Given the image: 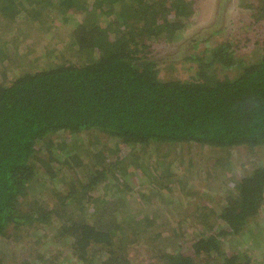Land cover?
<instances>
[{
  "label": "trees",
  "instance_id": "obj_1",
  "mask_svg": "<svg viewBox=\"0 0 264 264\" xmlns=\"http://www.w3.org/2000/svg\"><path fill=\"white\" fill-rule=\"evenodd\" d=\"M198 1L0 0L17 25L0 30V242H24L17 264H264V165L228 161L264 148V0H239L248 19L203 49L212 35L185 36ZM49 18L71 23L75 58L25 63L18 27L31 40ZM188 42L181 79L156 50ZM196 149L215 188L179 171Z\"/></svg>",
  "mask_w": 264,
  "mask_h": 264
},
{
  "label": "rangeland",
  "instance_id": "obj_2",
  "mask_svg": "<svg viewBox=\"0 0 264 264\" xmlns=\"http://www.w3.org/2000/svg\"><path fill=\"white\" fill-rule=\"evenodd\" d=\"M238 4L239 0H199L197 6V14H195V16L193 17L191 27L189 28L188 32L185 33V36L193 41L196 35H200L202 33H205L209 36L212 35V37L209 38L207 42L198 44V47L203 49L204 47H210L215 42L221 39L220 36L214 35L216 33V30L219 28V24L227 26L228 30L232 29L231 32L236 33V26L240 25L242 20L248 19L245 13H241L236 10V8H238ZM49 19L50 20H45L48 21V23L45 25L46 30H44L45 32L43 33L39 32L35 34V32H33L30 28L28 29L27 27H25L26 30H28V36L29 34L37 35V37H32L31 40L26 39V35H24L25 32L22 31V26H25V22H22V24L18 27L20 28V32L18 31V28L15 30L18 31L19 40H21V42H24L20 48L22 52L24 50L26 51L28 48L30 51L33 47L32 43L35 42L36 52L29 53L30 56L27 53V60H23L25 63H30V61H32V63L35 62L37 56L40 55L41 52H43L42 49L53 52L55 55L58 54L61 57L64 56L65 58L69 59L75 58V50L72 47V41L69 34V30L72 29L70 25L71 23H66V26L68 27L67 28L63 26L62 20H52L51 18ZM9 25L17 26L16 24L9 23L7 20H2V22L0 23V30L2 28L4 30H7ZM261 32L264 33V29H262ZM223 37L226 38L227 35L225 34V36ZM40 38L43 39L41 40ZM259 42H264V34L259 36ZM188 44H190L188 47L185 45L181 48L180 51L177 47L175 49L173 47L163 49V46L157 47L156 50V52H158V58L161 62L175 61L176 65H174V74L175 76H177V78L187 79L193 75V70L189 69V66L185 65V63H181L182 58H185L186 55H189L191 53V43L188 42L187 45ZM240 47L242 48L243 45H241ZM8 48L14 53V50H12V46H9ZM247 50L249 49L243 51ZM18 69L19 66H15L11 67L9 71L13 73ZM161 150L164 154H169L170 151L167 148L163 147L161 148ZM189 153L190 154L188 155L184 153L185 159L180 162L179 171L183 174H187L191 181H193V183L196 185L204 184L207 186L210 184L213 187L216 186L212 183V179L207 178L209 176L208 174H210L207 169H210L212 174H214V170L212 167H210V163L211 161L215 162L217 160L215 154L211 151L207 152V150H205L204 152L198 149H196V152H194V154H192V152ZM230 153L232 156L229 157L228 161H230L231 159L233 166L236 168L239 167L240 171L244 174L247 173V170H249L255 164L264 165V148L258 149L256 151H252L251 149L247 148H235L231 150ZM209 160L210 162L208 163ZM227 164H225L226 168ZM23 244L24 242L16 243V241L11 238L1 240L0 246L3 249L4 253L7 254V264H14L15 261L22 259V256L25 255L24 252L22 253L23 250L21 249ZM248 244L252 245V242L250 241L248 242ZM52 245V242L48 244L50 248ZM15 258L17 259L14 260ZM15 263L17 264V262Z\"/></svg>",
  "mask_w": 264,
  "mask_h": 264
}]
</instances>
